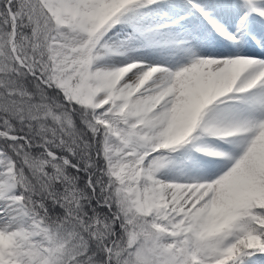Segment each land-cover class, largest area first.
<instances>
[{"label": "snow or ice", "instance_id": "6c2138e0", "mask_svg": "<svg viewBox=\"0 0 264 264\" xmlns=\"http://www.w3.org/2000/svg\"><path fill=\"white\" fill-rule=\"evenodd\" d=\"M0 264H264V0H0Z\"/></svg>", "mask_w": 264, "mask_h": 264}]
</instances>
